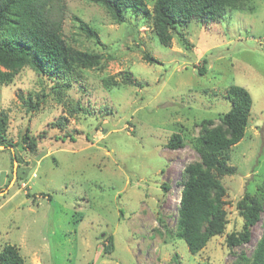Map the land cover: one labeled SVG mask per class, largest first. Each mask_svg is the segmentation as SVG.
Listing matches in <instances>:
<instances>
[{"label": "rangeland", "instance_id": "obj_1", "mask_svg": "<svg viewBox=\"0 0 264 264\" xmlns=\"http://www.w3.org/2000/svg\"><path fill=\"white\" fill-rule=\"evenodd\" d=\"M145 1L152 9L155 0ZM64 3L67 42L99 52L102 66L71 78L61 98L54 81L29 67L0 83V111L9 114L20 173L0 191V251L14 245L24 264H245L240 255L251 257L264 208L248 243L230 249L225 239L243 223L236 202L258 193L264 180V0H248L218 22L192 21L182 29L188 44L174 34L168 47L143 14L117 24L97 4ZM76 16L98 30L101 44L86 37ZM147 52L159 63L145 61ZM121 71L142 85L121 83ZM112 76L120 87L106 86ZM233 84L250 92L253 106L245 136L229 152L236 171L222 178L228 225L194 255L175 234L183 170L200 160L195 144L204 121L219 125L231 107L225 95ZM37 94H45L39 109H26L19 95ZM176 132L184 145L169 149ZM24 133L38 138L37 152L22 142ZM11 156L0 149V188L12 175Z\"/></svg>", "mask_w": 264, "mask_h": 264}, {"label": "trees", "instance_id": "obj_2", "mask_svg": "<svg viewBox=\"0 0 264 264\" xmlns=\"http://www.w3.org/2000/svg\"><path fill=\"white\" fill-rule=\"evenodd\" d=\"M85 1L103 7L117 24L131 18L129 14H143L145 20H152L159 42L168 47L174 34L179 35L183 44H188L182 29L190 22L221 21L229 11H241L248 0H155L152 9L145 0ZM64 12V0H0V83H12L23 68L29 67L43 78L54 81L52 89H56L55 92L61 98V91L70 87L71 78L82 76L81 71L84 69L102 66V55L99 52L82 49L67 42L63 32ZM75 20L86 37L102 43L96 28L80 17L76 16ZM143 58L149 63H159L148 52L143 54ZM205 71L206 66L203 64L199 72L203 74ZM118 75L122 76L121 83L142 85L131 72L121 71ZM114 79V76L106 78V86L120 87V82ZM36 96V100L31 95H19V98L26 109L37 110L45 94ZM225 97L231 107L220 115L219 125H214L212 119L204 121L195 144L200 160L187 165L183 170L184 183L175 234L186 242L194 255L202 251L212 238L226 232L228 218L224 197L227 190L222 178L236 171L234 166L228 164L229 152L245 136L253 106L250 92L240 85H231ZM76 109H80L79 103ZM8 123V112L0 111V146L9 149L12 155V175L5 187L0 188L2 192H5L4 189L13 179L15 162L19 160L15 145L8 139ZM56 125L63 126V121L58 120ZM37 139L26 137V133L22 136V142L27 143L33 153L38 150ZM183 145L184 138L179 132L172 134L166 142V146L174 150ZM19 166L21 165L18 164ZM16 170L20 175L17 168ZM162 188L167 191L168 185L164 184ZM263 204L264 180L258 193L246 192L236 202L243 223L240 230L226 234V244L230 249L250 241L251 228L261 218ZM157 219L165 232L170 234L171 230L160 211ZM262 224L263 232L251 257L248 258L243 253L240 255L245 264H264V220ZM105 249L111 251L110 246ZM0 264H24V259L18 248L6 244L0 251Z\"/></svg>", "mask_w": 264, "mask_h": 264}, {"label": "water", "instance_id": "obj_3", "mask_svg": "<svg viewBox=\"0 0 264 264\" xmlns=\"http://www.w3.org/2000/svg\"><path fill=\"white\" fill-rule=\"evenodd\" d=\"M4 146H0V148H3ZM16 167H17V162H15V167H14V171L16 172Z\"/></svg>", "mask_w": 264, "mask_h": 264}]
</instances>
